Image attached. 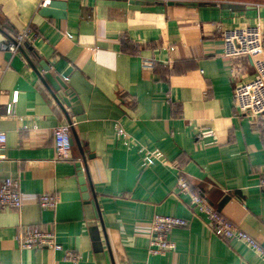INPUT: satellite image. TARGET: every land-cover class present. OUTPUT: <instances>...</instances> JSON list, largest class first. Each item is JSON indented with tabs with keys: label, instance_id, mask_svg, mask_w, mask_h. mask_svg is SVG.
I'll list each match as a JSON object with an SVG mask.
<instances>
[{
	"label": "crops",
	"instance_id": "obj_1",
	"mask_svg": "<svg viewBox=\"0 0 264 264\" xmlns=\"http://www.w3.org/2000/svg\"><path fill=\"white\" fill-rule=\"evenodd\" d=\"M41 1L0 0V42L33 31L17 54L0 50V181L18 180L23 201L0 209V264H262L243 243L216 237L177 185L185 177L264 247V118L238 114L234 92L253 64L224 57L222 37L255 24L264 34V0ZM41 63L71 91L70 106L42 81ZM70 123L74 145L60 159L54 131ZM119 125L133 149L117 139ZM139 149L160 151L165 164L143 167ZM44 194L58 197L54 210L41 208ZM157 215L189 224L170 233L174 252L150 256ZM27 227L55 233L61 249H21Z\"/></svg>",
	"mask_w": 264,
	"mask_h": 264
},
{
	"label": "built area",
	"instance_id": "obj_2",
	"mask_svg": "<svg viewBox=\"0 0 264 264\" xmlns=\"http://www.w3.org/2000/svg\"><path fill=\"white\" fill-rule=\"evenodd\" d=\"M51 0H42L39 7H47ZM33 34L30 28L18 34L14 41L0 42V50L17 54L29 41ZM224 43V57L236 59L240 57L250 58L253 64V75L247 81L240 82L234 92L235 106L240 116L249 119L250 123H256L264 118V34L260 24L245 25L235 28H226L222 31ZM145 68L151 69V62L145 63ZM1 72V71H0ZM18 101V93L14 94L13 100L8 105L7 114L14 113V106ZM74 124L60 125L54 131V147L60 159L68 158L72 150L71 130ZM116 137L122 140L127 148L133 149L134 142L127 131L121 126L116 128ZM8 137L0 132V162L5 159L4 151L7 148ZM144 154L142 166L155 163L165 164V157L160 151H147L139 149ZM264 187V177L260 183ZM177 193L189 198L191 207L198 215L207 221L208 227L214 235L224 241H237L243 243L264 264V247L258 239L245 231L241 226L231 223L219 211L207 203L203 195L196 191L191 183L181 177L178 180ZM59 199L56 195L44 194L39 197V204L43 210H54ZM23 207L22 193L18 180L8 178L0 181V209L21 210ZM186 219L174 216H160L153 218L151 223L152 238L150 241V256H159L172 253L176 245L169 239L170 233L176 228L187 227ZM20 247L23 250L50 249L60 250L57 235L51 232L41 231L34 227H27L20 236ZM66 259L77 263L79 254L73 251L66 253Z\"/></svg>",
	"mask_w": 264,
	"mask_h": 264
},
{
	"label": "water",
	"instance_id": "obj_3",
	"mask_svg": "<svg viewBox=\"0 0 264 264\" xmlns=\"http://www.w3.org/2000/svg\"><path fill=\"white\" fill-rule=\"evenodd\" d=\"M217 6L214 5L210 9H215ZM202 9H207L201 6ZM220 9L223 10H230L233 12H239L242 10L241 6L238 5H222ZM41 67L43 68L44 75L41 76L42 81L45 83L49 91L54 96L55 100L60 103L63 102L66 106H70V103L68 101V97L71 95V91L65 89V87L62 86V83L59 82L55 77L52 76L50 73V67L45 65L44 63H41ZM51 86V87H49ZM77 144L79 145L78 140L76 139ZM72 145H74V141L72 139ZM78 171L80 173V183L82 185V192H83V199L84 201H89L90 195L87 188L86 183V177H85V171L86 167H83L81 163L77 165Z\"/></svg>",
	"mask_w": 264,
	"mask_h": 264
}]
</instances>
